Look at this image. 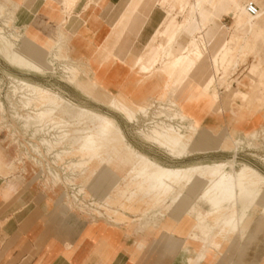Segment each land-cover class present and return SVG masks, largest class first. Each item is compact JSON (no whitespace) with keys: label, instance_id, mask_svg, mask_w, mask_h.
Returning <instances> with one entry per match:
<instances>
[{"label":"rangeland","instance_id":"rangeland-1","mask_svg":"<svg viewBox=\"0 0 264 264\" xmlns=\"http://www.w3.org/2000/svg\"><path fill=\"white\" fill-rule=\"evenodd\" d=\"M139 1L141 0H122V9L118 11L121 20L116 30L103 34L98 22L100 18L98 15L103 6L107 5V0H77V5L69 0H60L61 7L51 5L52 12H57L61 17L56 24H48L49 31H47L46 41H42L36 36H30L29 33L22 34L15 26L16 12L8 10L0 1V162L8 159L7 163H2L0 166V175L11 179L14 188L20 193L21 201L30 199L26 205H23L17 196L8 201H4L0 197V264H6V260L12 257L13 252L18 248L17 241L23 236H29L32 240L37 238L39 241L37 253L38 249H41L49 239L57 236L60 240H64L66 236H69L67 232L60 231L62 226L76 227L75 219L72 216H64L60 209L55 208L51 212L46 211L44 198L36 193L44 194L47 198V204L59 201L66 206L70 214L75 212L84 220L87 219L89 224L84 223L85 227L78 240L75 244L68 245L63 254L72 264H76L79 256L86 254L88 245L89 248L94 245L95 249L101 240L104 241V237L114 234L123 239L121 250L132 254L136 244L131 237L127 236V233L132 226L140 224V222L135 223V221L140 219L142 211L148 209L141 202L142 195L136 199L133 213L125 214L132 222L120 226L116 224L107 226L106 224L110 217L106 210L120 211V214H124L119 207L107 203L109 197L118 194L114 191L109 192V187L122 183L123 179L119 174L111 175L108 170H110L109 167L112 163L111 158H114L117 152L125 150L127 145L138 153L154 159L161 166L176 170H190L200 165L225 164V162L233 160L234 152H237L235 171H239L247 165L252 169L259 170L258 172L264 176V163L262 161L264 158V0H233L235 5L242 8H246L247 4L250 3L258 7L262 16L254 22L256 28L260 29V33L256 36H247L246 32L242 30L235 32L232 15L222 17L221 23H218L217 26V28L222 27L227 32V36L222 35L220 39H226L234 52L233 58H230L226 66L225 74L216 79V85L223 84L222 78L226 79L223 89L219 90V95L223 96L228 83H232L239 94L248 96V101L244 105L237 101V106L233 110L234 116L233 113L230 114V117L233 118L232 121L227 116L225 120L220 122V126H225L231 130L229 133L232 141L229 143L230 150L220 149L211 154L193 153L197 136L190 131L192 126L190 121L195 117L187 114L182 104L185 90L188 89L186 97L192 99V102L202 103L203 106L208 107L203 119L195 118L198 120L195 125L198 127L217 124L211 115V99L198 96L200 79L197 76L192 77L181 88H173L170 83L171 87H167L147 102L139 105L140 109L134 113L135 123L107 107L97 105L92 101V103L89 102L90 100L68 83L73 76L92 77V70L107 74L99 80L104 87H111V85L122 81L129 67L120 63L117 65L108 63L105 59L111 47L117 42V33L127 25ZM182 1L188 6L196 0ZM51 4H54V1ZM63 4L64 6L67 5L66 8L69 10L73 9V16L81 15L87 5H97L95 7L97 11L95 13L96 20L89 24L91 32L86 27L71 23L69 14L72 13L65 8L63 9ZM75 7L77 10H74ZM113 7V4L108 5L109 9ZM183 15L179 16L180 22L183 21ZM203 15L209 17V11L204 10ZM148 16V14L141 13L137 18L139 27H134L132 30L137 48L158 30L160 20H158L157 28L154 31H147L145 28L142 33L140 32V26L147 22ZM200 22V26H203V21ZM203 28L206 29L203 34L209 32V40L215 37L217 29L213 23L208 28L206 26ZM55 47L58 49L57 53H53ZM137 48H135V52H140ZM131 50L133 51L134 47ZM13 51H20L16 58L20 65L28 63L33 68L37 67L39 71H25L8 64L5 58ZM233 63H237L238 66L232 75H229ZM206 66L208 67L206 77H209L211 73L209 62ZM108 69L111 71L110 73H108ZM101 70L103 72H100ZM7 75L31 83L30 85L35 88L39 103L49 105L53 100H57L53 98V95H62L60 97L64 100L66 99L73 104L78 103L77 105L87 111L89 110L90 113L116 120L117 126L110 130L106 141L97 140V148L104 149V157L102 158L105 161L89 160L83 167L74 168L73 165L87 158V155L78 152V146L68 144L66 147L53 143L50 149L46 150L37 140L32 139L31 133L21 129V121H16L13 118V110L8 97H11L12 104L16 105V108H19L20 103L19 96L11 90ZM134 78L135 76L132 75L125 79L123 86L126 90L134 88ZM192 83L195 84V88L190 89ZM69 86L74 90L76 89L75 91L79 92L81 97ZM65 92L69 93L74 100L66 96ZM152 93L154 92L150 88H146L136 98L142 99ZM194 95L196 96L194 97ZM17 113L20 114L21 118L24 115L21 110H17ZM183 115L189 119L187 122L182 121L181 116ZM206 119H208L207 123L203 124ZM96 123L97 129L103 126L101 122ZM86 129H92L91 125H88ZM62 130L69 131L72 138L77 136L75 129L71 128L65 119L61 123ZM163 131H167L170 138L178 139L184 144V147L175 150L176 157L170 155L169 150L153 143L154 137H159V141L163 143L167 142L164 137H160ZM240 134H242L241 138H239ZM130 141L139 149L150 153L151 156L136 148ZM32 145L39 148L42 156L32 152ZM166 146L169 149L172 147V143L168 142ZM67 151H70L71 154L68 155ZM96 152L98 153L99 150ZM58 158L61 160H57ZM48 166L57 174L55 181L52 182L57 184L56 190L50 185L52 177L49 174ZM104 166L106 167L104 168ZM83 169L84 172H82ZM188 174L193 177L194 185H186L173 190L172 197L162 205V213L150 220L153 226H157L154 228V232L139 240L138 248L134 254L139 252L140 247L145 246L146 248L155 238L158 240L165 236L174 242V246L180 243L181 248H185L193 254L189 258L188 264H219L227 256L224 264H264V226H253V223L245 230L244 238L237 240L234 245V236H224L218 239H222L218 249L213 244L204 245L203 248L201 247L202 252H197V247L200 245L199 239L203 238L204 233L209 232L217 224L216 218L222 213L226 218L234 216L240 221L239 226L241 227L243 224L241 217L245 211L239 208L233 214L227 210L214 217L203 219L213 209L212 206L201 200L205 191L203 187L206 181L213 182V179L207 174V171L204 174L202 171H190ZM96 179L103 182L102 189H93L92 182ZM28 184L30 187H27ZM177 199H181V201L175 202ZM146 201H150V199L146 198ZM89 210L94 211L91 217L87 215ZM99 214H103L105 218H101ZM72 215L76 217L74 214ZM147 217L153 218L151 215H147ZM116 219L114 217L112 220ZM78 225V227H83L79 223ZM158 227L162 228V231L158 232ZM57 229L58 233L56 234ZM213 231L218 232L219 230L215 228ZM161 246L159 245V248ZM231 254L232 256H230ZM15 261L16 259L10 264Z\"/></svg>","mask_w":264,"mask_h":264},{"label":"bare ground","instance_id":"bare-ground-1","mask_svg":"<svg viewBox=\"0 0 264 264\" xmlns=\"http://www.w3.org/2000/svg\"><path fill=\"white\" fill-rule=\"evenodd\" d=\"M69 1L77 5V0ZM152 3L153 7H155L154 11L157 10L158 12L157 20H160V29L148 41V44L129 70V76L144 77L145 80L140 81L138 85H134V88L130 90H126L124 86L119 85L115 91H109L104 89L99 82L103 74L97 73L98 70H92V77L73 76L69 79L68 83L73 85L90 102L92 101L97 105L107 107L111 111L135 123L134 113L140 109L139 105H141L135 101L136 91L147 81L153 80L160 75L166 77L168 80L166 88L171 87L170 83L173 85V88H176L184 85L194 75L200 73L201 70H205L198 85V96L211 99V115L217 121V124L197 127L195 125L196 120L192 119L190 121L192 124L190 131L197 136L193 153L211 154L220 149L230 150L229 143L232 141L229 133L231 130L225 126H220V122L225 120L227 116L232 121L233 118L230 117V114L232 115L233 113L234 116L233 110L237 106V101H240L244 105L248 101V96L246 94H239L238 90L232 86V83H228L223 96L219 95V90L223 89L222 87L226 79L222 78L223 84L220 85H216V79L225 74L226 66L230 58H233L234 52L226 42V39H220L222 35L227 36V32L222 27L217 28V26L218 23H221L222 17L232 15L235 23V32L242 30L246 32L247 36H256L260 33V29L256 28L254 22L261 18V13L258 11L255 16H251L247 13V6L249 4H247L246 8H242L235 5L233 0H196L188 6L182 0H141L135 6L127 25L117 33V42L108 52L105 59L106 62L115 65L119 62H126L127 57L132 52V47L137 44L136 39L132 35L133 28L139 27L137 18L141 13L149 15V13L145 12V8ZM66 7L67 5L64 6L65 10L72 13L73 9L69 10ZM95 7L97 6L95 5ZM74 10H77V8L75 7ZM204 10L209 11V17H204ZM73 14H69L71 23L86 27L88 30L89 19L91 17L85 19L80 16H73ZM182 14H184L183 21L180 22L179 16ZM150 16L151 14L148 16L147 21ZM120 20L121 16L117 15L113 27L110 28V32L116 30ZM200 21H203V26H200ZM212 23L217 29V33L214 38L209 40V32L203 34V31L206 30L203 27L206 26L208 28ZM145 24L146 22L140 26V30L145 29ZM200 34L201 36H198ZM57 51L58 49L55 47L53 53H57ZM19 53L20 51H13L5 58L6 62L25 71H39L37 67L33 68L28 63L20 65L16 59ZM207 62H209L211 67L209 77H206L208 72ZM237 66V63L231 65L229 75H232ZM8 78L11 90L15 95L19 96L20 103L19 108H16V105L12 104L11 97H8L11 109L13 110V118L16 121H21V129L31 133L32 139L37 140L46 150L50 149L53 143L66 147H68V144L78 146V152L87 155V158L73 165L72 167L74 168L83 167L89 160L105 161L102 158L104 157V149L97 148V140L106 141L110 130L117 126L116 120L105 116L99 117L95 113H90L89 110L87 111L77 104L69 103L66 99L64 100V98L60 97L62 95H53V98L57 100H53L49 105L39 103L35 88L30 85L31 83L29 84L10 75ZM151 97L154 96H150L145 102ZM17 110H21L24 113L22 118L17 113ZM63 119L69 123L71 128L75 129V132H77L76 137L72 138L69 131H61ZM181 119L185 122L189 120L184 115L181 116ZM96 122H101L103 126L97 129ZM88 125H91L92 129H86ZM160 137H164L167 140L166 143L171 142L172 147L168 149L166 143L159 141V137H154L153 143L169 150L170 155L174 157H176L175 150L184 147V144L180 140L170 138L167 131L161 132ZM241 137L242 134H240L239 138ZM31 147L34 154L42 156V152L37 146L32 145ZM97 150H99L98 153L96 152ZM67 154L70 155V151H67ZM179 154L181 155V153ZM234 155V159L227 163L225 162V164L200 165L190 170H176L161 166L154 159L152 160L138 153L128 145L125 146V150L117 152L115 157L111 158L112 163L108 173H111V175L119 174L123 179L122 183L109 187V192L114 191L118 194L107 199V203L119 207L124 214H120V211L106 210L107 215L110 216L106 221L107 226L111 224L120 226L132 222L125 214L133 213L136 199L139 198V195H142L141 202L148 209L142 211L140 219L135 221V223L140 222V224L132 226L129 233H127V236L139 244L140 239L154 232V228L157 226H153L150 220L155 219L156 216L162 213V205L172 197L173 190L185 187L186 185H194V179L188 173L190 171H202L204 174L207 171V174L212 177L213 182L206 181L203 187L205 189L204 195L201 200L205 204L212 206L213 209L203 219L214 217L220 212H226L227 210L235 214L239 208L244 209L245 213L241 217L243 223L241 227L239 226L240 221L236 217L231 216L226 218L222 213L215 219L217 224L209 232L204 233L203 238L199 239L200 245L197 247V252L201 253V247L203 248L204 245L213 244L218 249L222 242V239H218L224 236H234V245L237 240L244 238V232L250 224L253 223V226L256 225L257 227L264 226V176L258 172L259 170L252 169L247 165L243 168L241 167V170L235 171L237 152H234ZM57 160H61V158ZM262 161L264 163V158ZM48 171L52 177L50 185L56 190L57 184L52 182L55 181L57 174L49 166ZM82 172H84V169ZM27 187H30L29 184ZM92 187L93 189H102L103 182L100 179H96L92 182ZM146 198H149L150 201H146ZM180 201L181 199L175 200V202ZM80 209L83 210L82 207ZM92 212L94 211H87V215L93 216ZM71 214H74L82 222H87V219L84 220L77 213L72 212ZM147 215H151L153 218L149 219ZM99 216L105 218L103 214H99ZM114 217L117 219L112 220ZM215 228L219 231H213ZM160 231H162V228L158 227V232ZM135 236L137 237L135 238ZM205 248L207 249V247Z\"/></svg>","mask_w":264,"mask_h":264},{"label":"crops","instance_id":"crops-1","mask_svg":"<svg viewBox=\"0 0 264 264\" xmlns=\"http://www.w3.org/2000/svg\"><path fill=\"white\" fill-rule=\"evenodd\" d=\"M0 1L7 7L8 10L16 12L17 20L15 22V26L19 29V31L22 34L29 33L30 36H36L40 38L42 41H46L47 39V31H49L48 24L51 23L56 24L61 17V15H59L57 12L53 13L51 10L52 8L51 5L55 7H61L59 4L60 0H52L54 1V4H51L52 2L51 0H0ZM121 3L122 0H107V5L103 6V9L98 15L100 17L98 22L99 25L101 26L100 27L101 33L105 34L106 32L107 33L110 32V28L113 27V23L116 20V16L119 15L118 11L122 9ZM110 4H113L114 7L109 9L108 5ZM63 9H64V5H63ZM95 9H96L95 6L87 5L85 8L86 11L84 10L82 14L78 16L83 17L85 19H89L91 17L89 19V24H90L93 20H96L95 13L97 11ZM154 9L155 7H153V3L145 8V12L149 13V15L151 14L149 20L145 24V28L147 31H154L157 28L158 12L157 10L154 11ZM89 24H88V31L91 32V30L89 29ZM159 29H160V25L158 26V30L154 34H156L159 31ZM143 30L145 29L143 28L141 30V33L143 32ZM154 34L151 35L148 39H146L143 42V45L139 46V48H137L136 47L137 44H135L134 47L139 49L140 52H135V48H134V51H132L127 57L126 62L124 63L119 62L121 65L129 67L122 81L118 82L117 84L111 85L110 88L104 87L102 85L104 89L109 91H115L119 87V85L123 86V82L127 77H129V70L133 66L134 61L137 60V58L140 56L142 50L145 48V46L148 44V41L154 36ZM107 71L108 73L111 72L109 69ZM100 72L103 71L101 70ZM204 73L205 70H201L200 73L194 76H197L201 80ZM102 74L103 77L107 75L104 73ZM135 78H134L133 86L138 85L140 81L142 82L143 80H145L144 77L137 76ZM167 81L168 80L166 77L160 75L153 80L147 81L141 88L137 89L136 96L137 94L139 95V93L146 88H150V90L153 92H155L156 90L157 91L142 99H138L135 97V101L138 104H143L150 96H156L157 93L162 92L166 89ZM184 85H181L176 88L184 87ZM194 85L195 84L192 83L190 89H193V87L195 88ZM187 91L188 89L185 90V93L183 95L184 96L183 102H182L185 108V112H187V114L197 119L200 120L203 119L208 111V107L203 106L202 103L192 102V99L186 97ZM75 93L77 92L75 91ZM65 94L66 96L72 98L69 95V93L65 92ZM78 95L80 96V94ZM195 96L196 95H194V97ZM72 100L74 99L72 98ZM193 100L195 99L193 98ZM195 118L192 119L198 122V120ZM207 121L208 119L203 121L204 122L203 124L207 123ZM133 145L135 146V144ZM141 151L150 155V153L146 152L145 150H141ZM7 161L8 159L2 160L0 162V166L2 165V163H7ZM14 187L15 186L11 182L10 178H4L2 174L0 175V197L4 201H8L12 197L17 196L19 202L23 205H26V203L30 199L21 201L20 193L17 192ZM36 194H39L41 195L42 198H44V208L46 211L51 212V210L58 208L61 210L64 216L67 215L72 216L73 219H75L77 225L75 228H71V226H66L63 223H60L61 225H64L61 227L60 231L67 232V235L69 234V236L68 237L66 236L64 240L63 239L60 240L57 236H55L52 239H49L44 244V246L41 247V249H38L37 253H36V249H37V244L39 242L37 238L32 240L29 236L26 237L23 236L21 239L17 241L18 248L13 252L12 257L6 260L7 261L6 264H10L14 259H16V261L13 264H72L64 257L63 254L67 250L68 245H73L78 240L80 234L82 233L85 227L84 223L86 224L89 223L82 222L79 218H76L72 214H70L63 203L58 201L56 203L47 204V198L44 194L42 193H36ZM78 223L81 224L83 227H78L79 226ZM57 233H58V229L56 230V234ZM103 239L104 241L101 240L97 244L95 249H94V245H92V248H89L88 245L86 248L87 249L86 254L79 256L76 261V264H188L189 258L193 256V254H191L187 249L181 248L180 243L177 244V246H174L173 245L174 242L167 239L165 236L158 240H152V242L148 244L146 248L145 246L143 248L140 247V249L138 250L139 252H137L136 255L134 254V251H136V249L138 248L137 243H135L136 248L134 249L133 253L130 254L125 250L124 251L121 250L123 247L122 246L123 239L121 238V236L114 234L106 238L104 237ZM128 243L130 244L131 241ZM159 245H162L161 248H159ZM232 254L230 256H232ZM227 257H225L224 261H226ZM132 259L135 260L133 261ZM224 261H221L219 264H224Z\"/></svg>","mask_w":264,"mask_h":264},{"label":"built area","instance_id":"built-area-1","mask_svg":"<svg viewBox=\"0 0 264 264\" xmlns=\"http://www.w3.org/2000/svg\"><path fill=\"white\" fill-rule=\"evenodd\" d=\"M258 11H259L258 7L253 3H250L247 6V13L251 16H255L258 13Z\"/></svg>","mask_w":264,"mask_h":264}]
</instances>
